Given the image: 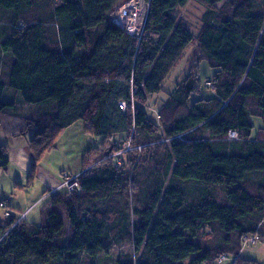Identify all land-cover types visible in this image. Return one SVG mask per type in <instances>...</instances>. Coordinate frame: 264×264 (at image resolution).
Returning a JSON list of instances; mask_svg holds the SVG:
<instances>
[{"label":"trees","instance_id":"1","mask_svg":"<svg viewBox=\"0 0 264 264\" xmlns=\"http://www.w3.org/2000/svg\"><path fill=\"white\" fill-rule=\"evenodd\" d=\"M124 1L0 0V128L9 117L8 137L31 134L28 182L74 123L103 139L79 189L46 197L41 224L0 223V264H258L240 253L264 244V131L251 139V118L264 124V0H194L213 96L191 103L187 77L154 119L143 106L194 39L175 15L189 0H143L139 36L111 21Z\"/></svg>","mask_w":264,"mask_h":264},{"label":"rangeland","instance_id":"2","mask_svg":"<svg viewBox=\"0 0 264 264\" xmlns=\"http://www.w3.org/2000/svg\"><path fill=\"white\" fill-rule=\"evenodd\" d=\"M130 5H133L134 9L133 12L131 13L130 16L127 17V25L125 26V30L129 34H133L136 36H139L142 31L144 19H145V14L147 12V5L143 0H125L121 4H119L116 7V11L114 10L112 12V15H114L115 12L117 13H122L126 7H129ZM217 6H220L217 5ZM123 8V9H121ZM121 9V10H120ZM205 9L198 5L194 0H189L187 5L181 9H178L175 11V15L180 19L187 29L190 31V33L194 36V39L192 42L187 46L177 63L173 66L172 70L170 71L169 75L163 82L161 86V90L158 94L151 95L145 105L143 106L146 114L148 117L154 119L155 118V110H160L163 103L168 99L172 91L177 87L180 83H182L187 77H192L196 79L197 87L198 90H196V93H193L190 96V102H194L197 99H202V98H210L213 96L212 92V85L208 86L206 82H212L213 77L216 73V69L210 67L209 63L207 60H202V53L199 49L198 42L195 39L196 36L198 35V32L201 28L202 22H201V17L204 14ZM111 15V16H112ZM135 15V16H134ZM134 16V17H133ZM23 114L26 113V110L22 112ZM12 119L9 117H4L2 126L0 128V145H4L7 148V156L12 157V154L19 145L20 143L25 142V140L31 135L30 133L25 134V135H19L15 138H9L7 133L10 129V127L13 126L14 121H11ZM252 122V131H251V139H255L256 137L260 136L264 130V126L262 123V120L258 117H252L251 118ZM83 124L82 122H79V124ZM74 125L73 129L76 128ZM263 129V130H262ZM84 130V129H83ZM82 130V131H83ZM77 131V129H76ZM83 133V132H82ZM81 134H76L75 137L79 141L83 140V135ZM66 138L68 136H65ZM81 137V139H80ZM128 136H115L112 138V142H116L118 144L125 142L126 138ZM73 138L65 139L69 143H64L60 144L59 147H57V151L53 152L52 155H49L43 159L38 166L40 167V170H51L53 173H57L56 175L61 177L62 180V175L63 174H68V173H62L63 171L68 172V169H74L73 167H79L81 169L82 167V160L84 156L83 154L79 155L74 149L73 143ZM86 140H85V145L87 144V149L96 147L100 143H102V138L100 137H93L90 135H86ZM234 139V138H231ZM84 142V141H83ZM107 146H109V143ZM130 145L129 140H126V142L123 145V148H125L127 145ZM78 145V143H77ZM14 150V151H13ZM85 150V151H86ZM124 151V150H123ZM150 152V151H149ZM149 152H141V161L144 160L148 155ZM78 157V158H77ZM77 159V166L74 163V160L76 161ZM37 167V168H39ZM151 165L149 166V168ZM11 170H14L13 167H11ZM38 169H36L35 173V178L34 180L30 183L27 184V180L23 183H19L16 185V194H14V201L15 203H19V205H23L25 202L29 204H24V210H20L21 212H17V217H21L24 219L25 217V211L27 210L26 208L30 206H34L35 204L32 202L35 201V198L40 197L43 195V188H42V180L44 178V174L41 173L40 177L37 176L38 174ZM1 174V173H0ZM3 174V173H2ZM79 174V173H78ZM72 175V174H69ZM77 175V174H76ZM27 178V175H26ZM21 184V185H20ZM60 184V183H59ZM13 186V185H12ZM50 191L46 192L45 195H43L44 199H46L47 196H49ZM2 192L0 190V201L6 199L3 198ZM39 201V200H38ZM43 203H38L36 204L33 208H35L30 216L27 218V223L30 224H35L39 225L42 222V217L40 215V208H42ZM38 206V207H37ZM6 207V205H5ZM6 209V208H5ZM39 212L37 219L33 220V222H30V219H32V215H34L36 212ZM6 212H9L6 209ZM5 213V212H4ZM22 219V220H23ZM6 221V218H4V214L2 209L0 208V223H4ZM13 226V225H12ZM12 226L10 228H12ZM14 228V227H13ZM258 239L256 240V243L252 247H243L241 250V257L245 259H250L256 261L258 264H264V247L260 243L257 245ZM131 244L130 243H125L116 247H113L111 250V254L113 257L119 255V254H126L131 252ZM186 264V262L184 261ZM232 263V258L228 257L225 262L222 264H231ZM216 264V263H215ZM218 264V263H217Z\"/></svg>","mask_w":264,"mask_h":264},{"label":"crops","instance_id":"3","mask_svg":"<svg viewBox=\"0 0 264 264\" xmlns=\"http://www.w3.org/2000/svg\"><path fill=\"white\" fill-rule=\"evenodd\" d=\"M78 123L79 122L74 123L73 125L64 129L61 132V134L59 135L58 140L56 142V148L54 150L46 153L44 155V157L42 158V160L45 159V157L52 155L53 152L57 151L58 150L57 147H59L60 144H63L64 141L66 143L67 140H65V139H69L72 137H74V138H73V141L71 143H73L74 149L77 152L78 157H79V155L83 154V152L84 153L86 152L85 150L88 146L87 144L85 145V140L87 139L86 138L87 133L83 130L84 125L81 123L78 125ZM74 125H78V126H76V128L73 129ZM263 126H264V124H263ZM76 129H77V131H76ZM77 133L78 134L82 133V135H83L82 143H81V141H79V139L78 140L76 139L75 135ZM65 136H68V137L66 138ZM117 136L121 137L122 135H117ZM9 138H11V137H9ZM12 138H15V137H12ZM30 138H31V135L25 140V142L20 143L21 145H19V147H17V149L15 148L14 149L15 151L13 150L14 152L11 153L12 157H8L9 163H8L7 169L5 171H0V173H1L0 174V190L3 193L2 194L3 198H6V199L0 201V203H4L6 205L5 208L9 211L10 216L11 215H13V216L17 215V212L19 213V212H21L20 210H22V209L24 210V204H26V205L29 204L26 202L22 206L19 205V203L16 204L14 201V197H15L14 194L17 193L16 188H15L17 184L23 183V182H25V180H27V184H30L28 182V174H29V171H30V168L32 165V157H31L30 150H29ZM80 139H81V137H80ZM67 143H69V141ZM77 143H78V145H77ZM74 163L77 166V159H76V161L74 160ZM11 167H13L14 170H11ZM37 167H39V166H37ZM73 168L74 169H72V170L68 169L67 170L68 172L63 171L62 173H68V174L74 175V174H78L79 172H81L83 170L82 167H81V169H79V167H73ZM37 169H38L37 170L38 171V174H37L38 177H40L41 173L44 174V178H43L42 183H41L42 188L44 190L43 194L46 191L48 192V191L54 190L58 187L59 183L61 182V177L56 175L57 173H53V171H51V170H45V171L42 170V172H41L40 167ZM26 175H27V178H26ZM58 191H60V190H58ZM43 199H44L43 195L40 197H37V198H35V201L32 202V204L33 203L35 204L36 202H37L36 204L43 203L44 205L42 204L43 205L42 208H44V206L46 205V203L48 202V200L50 198H48L45 201ZM34 206L29 205L26 208L27 210L25 211V217H24L23 221L27 222L26 221L27 218L30 216L32 211L36 208V206H35V208H33ZM42 208H40V209L42 210ZM2 211L4 214L3 209H2ZM38 214H39V212L37 210V212L34 215H32V219H30V222H33V220H36ZM260 244L263 245V247H264V244H262V243H260Z\"/></svg>","mask_w":264,"mask_h":264},{"label":"built area","instance_id":"4","mask_svg":"<svg viewBox=\"0 0 264 264\" xmlns=\"http://www.w3.org/2000/svg\"><path fill=\"white\" fill-rule=\"evenodd\" d=\"M123 9V8H121ZM120 9V10H121ZM134 9V8H133ZM117 10V9H116ZM115 10V11H116ZM128 7H126V9L122 12V13H117L115 12L114 15L111 16V21L113 22V24L119 26L121 29H123L127 34H129L126 30H125V26L127 25V17L131 15L132 12H128ZM147 13V12H146ZM135 16V15H134ZM133 16V17H134ZM145 18H146V14H145ZM144 23H145V19H144ZM144 23H143V26H144ZM143 28V27H142ZM130 35H133V34H130ZM208 86H211V83H207ZM119 107L121 109L124 110L125 108V104L124 102H119ZM237 135L235 132H231L230 133V138H234L236 139ZM130 147H129V144L125 147L124 151H127L129 150ZM120 152L116 153L115 156H119ZM121 162L120 161H117L116 162V166H120ZM79 189V176L78 174L77 175H69V174H63L62 175V180L60 182V184L58 185V187L54 190H51L49 192L48 195L50 194H53L55 192H57L58 190H66L68 192H74V191H77ZM0 208H3L4 209V217L5 218H9L10 217V213L9 212H6V209H5V205L3 203H0ZM22 216L19 217L13 224L12 228L22 220ZM10 228V229H12ZM256 238H252L250 240V243L251 244H255L256 243Z\"/></svg>","mask_w":264,"mask_h":264},{"label":"bare ground","instance_id":"5","mask_svg":"<svg viewBox=\"0 0 264 264\" xmlns=\"http://www.w3.org/2000/svg\"><path fill=\"white\" fill-rule=\"evenodd\" d=\"M133 7H134L133 5H130V6L128 7V10H129L128 12H129V13H130V12H133ZM7 219H8V218H7Z\"/></svg>","mask_w":264,"mask_h":264}]
</instances>
